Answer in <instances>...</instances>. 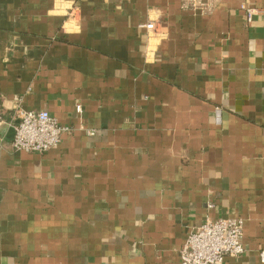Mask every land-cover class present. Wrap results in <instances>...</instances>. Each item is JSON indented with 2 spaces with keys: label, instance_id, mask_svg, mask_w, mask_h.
I'll use <instances>...</instances> for the list:
<instances>
[{
  "label": "crops",
  "instance_id": "1",
  "mask_svg": "<svg viewBox=\"0 0 264 264\" xmlns=\"http://www.w3.org/2000/svg\"><path fill=\"white\" fill-rule=\"evenodd\" d=\"M16 101L72 130L15 150ZM207 215L264 264V0H0V264H180Z\"/></svg>",
  "mask_w": 264,
  "mask_h": 264
},
{
  "label": "built area",
  "instance_id": "2",
  "mask_svg": "<svg viewBox=\"0 0 264 264\" xmlns=\"http://www.w3.org/2000/svg\"><path fill=\"white\" fill-rule=\"evenodd\" d=\"M214 0H185V4L198 9L210 7ZM240 8L251 23L258 9L242 3ZM149 31L157 29L156 19L141 24ZM20 102V99L18 100ZM80 110V106L77 107ZM17 123L14 125L12 147L18 151L46 152L61 142L62 136L72 127L62 124L47 109H25L16 101ZM213 207V203L208 205ZM244 221L238 216L212 217L190 231L180 248V264H224L227 256H238L246 252L243 239ZM264 262V250L260 251Z\"/></svg>",
  "mask_w": 264,
  "mask_h": 264
},
{
  "label": "water",
  "instance_id": "3",
  "mask_svg": "<svg viewBox=\"0 0 264 264\" xmlns=\"http://www.w3.org/2000/svg\"><path fill=\"white\" fill-rule=\"evenodd\" d=\"M14 132H15L14 127H11V128L9 129V134H10V135H14Z\"/></svg>",
  "mask_w": 264,
  "mask_h": 264
}]
</instances>
